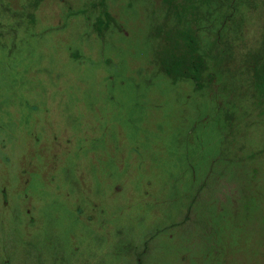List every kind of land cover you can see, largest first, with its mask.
I'll return each instance as SVG.
<instances>
[{
    "label": "rangeland",
    "instance_id": "obj_1",
    "mask_svg": "<svg viewBox=\"0 0 264 264\" xmlns=\"http://www.w3.org/2000/svg\"><path fill=\"white\" fill-rule=\"evenodd\" d=\"M0 264H264V0H0Z\"/></svg>",
    "mask_w": 264,
    "mask_h": 264
},
{
    "label": "trees",
    "instance_id": "obj_2",
    "mask_svg": "<svg viewBox=\"0 0 264 264\" xmlns=\"http://www.w3.org/2000/svg\"><path fill=\"white\" fill-rule=\"evenodd\" d=\"M101 2H102V0H101ZM103 12H104V15H109V13L107 12L106 9H104ZM177 43L179 44V47H180L179 50L182 51V52H180L181 53L180 55L175 52L174 56L176 58H178V59H183L184 60V62L186 64L185 67L187 68V70L185 69L183 72H187L188 73V71H189L188 69L191 70V69L195 68L194 73H192V74L196 75V77H194L195 79L194 78L193 79L195 80L196 83H198L199 82V73L201 71V68H200V62L198 63L196 61V59H195L196 58V53L194 52V49L191 46H189L188 48H184V46H183L184 44L182 45L181 42L180 43L177 42ZM189 51H191L190 54L187 53ZM185 52H186V55H184ZM162 64H163L164 68L167 71H170L166 67L165 60L164 59H162Z\"/></svg>",
    "mask_w": 264,
    "mask_h": 264
}]
</instances>
